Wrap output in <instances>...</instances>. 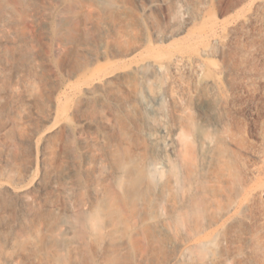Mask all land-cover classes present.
I'll use <instances>...</instances> for the list:
<instances>
[{
	"label": "rangeland",
	"instance_id": "obj_1",
	"mask_svg": "<svg viewBox=\"0 0 264 264\" xmlns=\"http://www.w3.org/2000/svg\"><path fill=\"white\" fill-rule=\"evenodd\" d=\"M113 1L124 13L111 20L103 7L85 3V38L65 63L54 44L61 0H21L22 18L29 24L21 20L4 28L12 41L1 48L5 82L0 86H19L21 74L14 75L23 69L42 98L39 104H28L30 117L22 128L4 127L12 116L10 108L26 105L24 98L20 95L13 106L7 96L0 99V200L5 201L0 230L11 227L32 246L39 228L36 211L45 196L46 182L41 181L55 167V151L66 149L60 163L68 171V185L79 175L73 154L84 161L88 145L97 144L99 153L91 154L90 164L83 162L80 169V177L96 182L114 170L105 149L120 134L134 154L151 162L155 199L170 174L181 179L173 201V231L163 233L166 248L150 264H216L211 255L222 252L224 245L210 236L209 212H191L188 198L194 189L181 147L163 148L156 139V123L165 120L172 131L180 120L194 119L196 99L204 94L198 84L207 75L218 82L224 98L217 106L220 118L234 115L246 128L256 123L264 130V0ZM150 62H158L162 70ZM35 69L45 74L37 77ZM87 86L95 87L91 96L83 95ZM101 115L119 129L109 131L99 121ZM71 124L76 128L70 139L76 146L73 153L58 144V133ZM86 167L92 169L91 177ZM156 210V204L147 206L139 222L156 225ZM138 220L132 218L133 223ZM251 258L247 253L227 264H252Z\"/></svg>",
	"mask_w": 264,
	"mask_h": 264
},
{
	"label": "bare ground",
	"instance_id": "obj_2",
	"mask_svg": "<svg viewBox=\"0 0 264 264\" xmlns=\"http://www.w3.org/2000/svg\"><path fill=\"white\" fill-rule=\"evenodd\" d=\"M61 2L54 44L62 63L77 54L84 41L87 20L82 9L85 3L103 7L109 20L124 13L120 4L113 0ZM22 15L21 0H1L0 56H5L1 48L12 41L4 28L19 25L21 20L29 24ZM150 64L158 72L163 68L158 62ZM260 64L264 66V58ZM22 73L23 69H18L14 75L21 74L19 86L6 83L5 87L0 86V99L7 96L9 105L13 106L20 95L26 102L24 106L10 108L12 116L4 128L25 126L31 110L28 104H39L42 98L30 73ZM41 73L45 74L44 71ZM41 73L35 69L37 77ZM206 76L198 81L204 94L196 99L195 118L180 120L172 131L168 130L165 120L157 122L156 139L169 151L181 147L180 156L194 189L188 198L191 212L208 211L210 236L224 245L223 251L213 253L210 259L216 264H227L230 258L247 257L248 253V256L252 255V264H264V130L256 123L246 128L234 115L225 120L220 118L217 106L224 98L217 87L218 82ZM0 81L5 82L3 73H0ZM94 93V86H87L83 91L85 96ZM163 100V95H159L157 104L161 112ZM209 102L214 106L208 107ZM99 121L109 131L119 129L105 115H101ZM75 131L71 124L67 131L58 133V144L72 153L76 146L70 139ZM121 137L115 135V143L105 149V156L114 170L96 182L80 177V169L83 162L90 164L91 154L99 153L97 144L88 145L84 161L77 153L73 154L79 175L71 185H66L69 174L60 163L66 149L59 147L55 151V167L46 171V177L41 181L46 182L42 186L45 196L36 211L39 228L35 241L31 246L11 227L0 230V264L3 259H9L11 264H150L158 259L167 245L163 233L172 232L174 228L171 214L181 179L177 174H170L160 196L155 199L151 162L134 154ZM85 174L91 177L92 169L86 167ZM54 184L56 189L49 190ZM4 203L0 200V213ZM153 204L157 209L156 225L139 222L142 210ZM134 217L139 220L133 223Z\"/></svg>",
	"mask_w": 264,
	"mask_h": 264
}]
</instances>
